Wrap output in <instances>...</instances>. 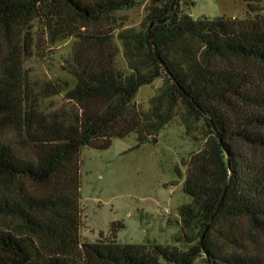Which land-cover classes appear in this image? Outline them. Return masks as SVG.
<instances>
[{"label":"trees","instance_id":"16d2710c","mask_svg":"<svg viewBox=\"0 0 264 264\" xmlns=\"http://www.w3.org/2000/svg\"><path fill=\"white\" fill-rule=\"evenodd\" d=\"M145 1L133 28L115 12L137 0H0V129L13 135L0 138V264H264V0H248L240 19L193 18L174 0L164 20L172 0ZM68 36L71 86L30 81L23 61ZM155 77L164 83L143 111L131 99ZM174 116L186 134L206 131L177 208L173 241L185 248L119 243L120 222L80 242L79 148L130 132L140 144Z\"/></svg>","mask_w":264,"mask_h":264},{"label":"rangeland","instance_id":"374dc122","mask_svg":"<svg viewBox=\"0 0 264 264\" xmlns=\"http://www.w3.org/2000/svg\"><path fill=\"white\" fill-rule=\"evenodd\" d=\"M248 0H179V8L191 17L218 16L243 18L249 13ZM147 2L137 0L131 7L119 9L123 27H140ZM68 36L37 46L36 55L23 61L30 81L60 80L71 86L72 78L64 69L74 47ZM117 65L125 67L120 43ZM164 83L155 77L138 87L131 103L141 110L148 108V100ZM64 102L62 94L41 100L42 108L53 109ZM183 110V108H179ZM197 127V126H196ZM205 128L198 124L186 134L178 116H174L152 136L138 144L135 132L121 138H111L107 147L98 149L83 145L77 154L79 171V241H94L107 235L111 226L120 222L115 240L119 243H158L185 248L174 242L178 230L177 208L189 200L182 191L185 164L190 153L204 142ZM0 138L13 139L9 128L0 129ZM171 264V263H170ZM192 264H202L196 258Z\"/></svg>","mask_w":264,"mask_h":264},{"label":"water","instance_id":"95a60500","mask_svg":"<svg viewBox=\"0 0 264 264\" xmlns=\"http://www.w3.org/2000/svg\"><path fill=\"white\" fill-rule=\"evenodd\" d=\"M173 1H174V0H172L171 4H170V6H169V10H168L166 16H165L164 18H162L161 20H164V19L169 15L170 10L172 9ZM154 22H156V21L152 20V21H150V22L148 23V26H147V29H146V32H145V41H146V43H147V45H148L149 47H150L151 45H150L149 40H148V30H149L150 26H151ZM154 53L156 54L155 51H154ZM189 99L191 100L190 97H189ZM196 107L199 108V105L196 104ZM228 182H229V180L227 179L226 184H225L224 187H223V190H222V193H221L220 199H219L218 203L216 204L215 208L213 209V211L211 212V214H210V216H209V218H208V220H207V222H206V225H205L204 231H203L202 234H201V238L203 237V234H204L205 230L208 228L210 222L212 221V218H213V216H214V214H215V211L217 210V208L219 207L220 203L222 202L223 196H224V194H225V192H226V189H227ZM204 254H205V252H204Z\"/></svg>","mask_w":264,"mask_h":264}]
</instances>
